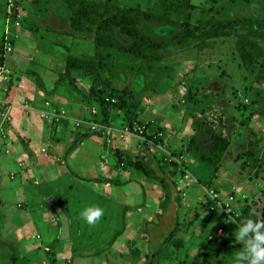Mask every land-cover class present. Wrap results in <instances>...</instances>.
<instances>
[{"label": "rangeland", "instance_id": "374dc122", "mask_svg": "<svg viewBox=\"0 0 264 264\" xmlns=\"http://www.w3.org/2000/svg\"><path fill=\"white\" fill-rule=\"evenodd\" d=\"M12 2L18 14L8 15L20 26H12L14 33L9 35L14 52L0 49V59L4 58L0 67L9 71L7 86L11 89L15 77H26L38 90L37 102H49L69 120L51 121L60 128L51 136L58 144L48 153L52 165L61 168L52 174L49 186L38 187L33 178L20 185L0 170V264H233L241 247L235 241L236 216L248 207L264 218V82L257 77L260 62L247 65L238 46L239 39L247 37L264 49V31L257 26L256 31L236 27L228 37L188 39L172 13L169 21L141 24L161 49L140 58L97 46L91 32L74 31L65 0ZM112 2L148 10L159 0ZM7 5L8 0H0V46ZM161 8L177 12L182 7L167 0ZM48 10L52 24L37 25L36 17L48 15ZM184 12L192 26L223 19L260 20L264 4L263 0H189ZM119 39L130 43L124 36ZM26 54L32 56L31 62ZM69 56L101 59L104 69L98 79L75 70L73 83L67 80L53 93H44L35 78L40 77L52 92ZM17 57L24 58L21 68ZM98 83L103 89L100 95L124 102L110 111L109 122H103L91 93ZM25 111L35 117L32 110ZM133 113L139 120L134 130L128 121ZM144 126L149 135L140 134ZM25 127L19 123L18 133L30 138L22 139L29 153L32 149L41 153L36 166L46 155L42 147L48 142ZM79 129L95 135L72 149ZM215 133L231 142L217 173L188 151L192 142L208 151ZM7 140L0 168L6 151L13 156L16 149L7 146ZM13 158L17 168L25 161ZM140 162L150 176L136 167ZM187 173L189 179L184 178ZM44 175L50 176L39 172L34 177L47 181ZM212 192L227 206L213 209ZM46 197L55 201L43 200L42 213L28 205L30 199ZM90 206L104 211L94 225L81 217Z\"/></svg>", "mask_w": 264, "mask_h": 264}, {"label": "trees", "instance_id": "16d2710c", "mask_svg": "<svg viewBox=\"0 0 264 264\" xmlns=\"http://www.w3.org/2000/svg\"><path fill=\"white\" fill-rule=\"evenodd\" d=\"M113 0H107L106 2H97L95 0H65L69 11L71 13V28L78 32H91L93 33V40L97 46H105L112 49H116L126 54L133 55L135 57L143 58L147 54L156 53L160 51L161 44L156 42L153 38L142 30L141 24L144 22L157 21L166 22L172 19V13L178 16L176 24H180L184 28L183 36L185 38H203V39H217L228 37L236 27L250 29L256 31V26L264 31V18L260 20L252 19H223L217 22H206L200 25L192 26L190 23V17L187 12L189 0H174L182 8L177 12H170L163 10L161 6L167 2V0H159L158 5L148 10H142L139 7L123 8L113 5ZM264 4V0H263ZM13 16L18 14V6L13 8ZM120 36H124L130 39L129 44H123L119 39ZM4 40V39H3ZM239 49L244 58V62L247 65H254L260 62L258 68V80L264 82V49L260 44L247 37H241L238 41ZM3 50V43L0 46ZM0 61L3 63L4 58ZM103 60L94 58H77L75 56H69L66 61V70L61 74L58 80L55 82L52 92H47L45 84L40 77L35 78L36 85L43 90L44 93H53L61 84L65 81L70 83L74 82L72 76L73 71L82 70L98 79L103 71L104 66L101 64ZM102 84L98 83L97 87H93L91 93L94 94V99L100 106V115L103 122H109L110 111L124 104V102H118L114 95L102 96L100 90ZM138 115L133 113L128 119L130 127L133 128L135 121H138ZM148 129V125L146 124ZM80 137L77 138L72 149L76 147L82 140H86L94 136V132H88L79 129ZM145 135H149L147 130ZM151 136V135H150ZM153 136H151L152 138ZM194 144V145H193ZM231 145L230 140L219 134L215 133L212 136V142L208 151H202L199 144L192 142L189 148V153L195 157L200 163L204 165L208 170H212L217 173L224 159L229 147ZM252 153V152H251ZM248 152V154H251ZM264 159V158H263ZM254 160V156H253ZM256 164H259V160H254ZM264 163V160H263ZM136 167L143 171L146 176H150V170L143 163L136 164ZM164 182V180H162ZM121 185V184H116ZM164 187L166 184L164 183ZM254 214V215H253ZM251 217L252 219H262L257 216L250 208H242L239 215L236 216L238 223L244 219ZM173 237V235L171 236ZM180 244L179 242L176 243ZM179 247V246H178Z\"/></svg>", "mask_w": 264, "mask_h": 264}, {"label": "crops", "instance_id": "0c3cea01", "mask_svg": "<svg viewBox=\"0 0 264 264\" xmlns=\"http://www.w3.org/2000/svg\"><path fill=\"white\" fill-rule=\"evenodd\" d=\"M13 2L12 0H8V5L7 7L4 9L3 13H4V20H5V27L3 29V33L1 35V39L6 36L7 33H9V35L11 36V33H14L12 31V28L14 27H19L20 23L18 21H16V23L13 24V22L10 20L9 17V13L11 11H13ZM1 9V10H3ZM53 9V8H51ZM50 12H53L52 10ZM47 13H45L42 17H36L37 19V25H40L39 22L44 21L47 25V23H50V25L52 24L51 21H53V18L49 17V10H48V15H46ZM55 14V13H54ZM58 19V16H57ZM56 19V20H57ZM64 21V20H63ZM14 26V27H12ZM41 26V25H40ZM12 37V36H11ZM12 39V38H11ZM43 40V39H42ZM25 53V52H24ZM27 60L29 62H31V60L29 59V57H32L31 55L26 54ZM35 59V58H33ZM17 63L18 66L21 68L22 65V60H24L23 57H17ZM26 60V61H27ZM22 61V62H21ZM21 62V64H20ZM21 72V71H20ZM16 76V75H15ZM11 94V95H10ZM10 95V100L11 103L13 104V108L11 106V111H12V121L8 130V140H7V146L9 145H13L16 146V149H14L13 152V156L14 157H20L23 158L25 161L24 162H20L19 166L20 168H17V166L15 165V161L13 156H8L10 154L6 152L7 155H4V161L2 166H4L3 168H0V170H2L1 173L3 174H7L11 180H18L20 182V185L29 183L33 180V182H36V186L38 187H42L43 185L45 186H49L51 184V177L52 174H56L58 173L57 171L60 170V166H58V170H57V165L53 164L52 162L53 160L51 159L48 150L50 147H53L54 144H58L57 139H52V135L53 133H57V131L59 132V128H57L58 126H55L54 124L51 123V120L43 117L42 114V110L45 109V104L42 103H38L37 99H38V90L35 87V85H32V83L30 81H28V79L26 77L24 78H20V77H15L14 78V83L12 84L11 89L9 88V92L7 94V96ZM25 105H29L31 108L33 109H29L32 110L35 113V117L32 119L31 118V114L28 113ZM28 110V111H29ZM25 115L27 117H29V120H27L25 118ZM26 123L27 127H25L27 130L26 131H30L31 134L33 135H37L38 137H41L43 140H46L48 143L47 146H43L42 147V151L46 152V155L44 154V156L42 157V161L39 163V165H34V161L35 159L39 160V156H41V153H38L37 151H35L34 149H32L30 151V153L28 152V150L26 149V145H23V140L29 139V137H22L18 132L19 130L17 129V126L19 125V123ZM33 137V136H32ZM6 146V145H5ZM35 145H32V147ZM4 146H0V157H2V155L4 154L3 148ZM3 149V150H2ZM9 151V150H8ZM25 162H27L25 164ZM39 172H42L43 174H50L49 177H45L47 178V181H41L40 179H37L35 176V174H38ZM60 172V171H59ZM61 173V172H60ZM62 174V173H61ZM62 177V176H61ZM31 178H33L31 180ZM23 183V184H22ZM43 200L48 201L50 203H53L55 201V198L52 197H46V199H42L40 201V199L34 200V199H30L28 201V205L30 204L31 207L33 208L32 210H36L39 213H42L43 209L45 207H43L44 203ZM31 215V214H29Z\"/></svg>", "mask_w": 264, "mask_h": 264}, {"label": "clouds", "instance_id": "9594fccd", "mask_svg": "<svg viewBox=\"0 0 264 264\" xmlns=\"http://www.w3.org/2000/svg\"><path fill=\"white\" fill-rule=\"evenodd\" d=\"M103 215V209L96 206L81 212V217L89 225H94ZM237 224L235 241L241 247L233 258V264H264V218L256 220L249 217Z\"/></svg>", "mask_w": 264, "mask_h": 264}, {"label": "built area", "instance_id": "2783aa9c", "mask_svg": "<svg viewBox=\"0 0 264 264\" xmlns=\"http://www.w3.org/2000/svg\"><path fill=\"white\" fill-rule=\"evenodd\" d=\"M3 51L5 52V54H10L12 52H14V44L13 41L11 39V37L9 36V33L6 34V36L4 37L3 40ZM9 71H7V69L5 68L4 65H2V67H0V146H5V142L8 139V130L12 121V117H11V104L8 102L7 99V94L9 92V87L7 86L8 83V73ZM50 103L47 102L45 103V109L42 110V114L43 117L51 120V121H55V122H60V121H64V120H69L68 116H65V114H59L57 113L54 109L50 108ZM25 108L27 110L29 109H33L31 108L29 105H25ZM78 126L81 125V122L77 123ZM135 125L133 124V128L130 127V129H135L134 127ZM92 129H96L95 126H91ZM146 127L144 126L143 128H139L140 134L141 135H145L146 132ZM95 131V130H93ZM110 135V133H108ZM7 153H9L10 151H6ZM184 178L189 179L190 178V174L187 173ZM210 199L213 202V209L217 208V207H224L227 206V203H223L221 204L220 202V196L218 194H216L215 192H212V194L209 196Z\"/></svg>", "mask_w": 264, "mask_h": 264}]
</instances>
